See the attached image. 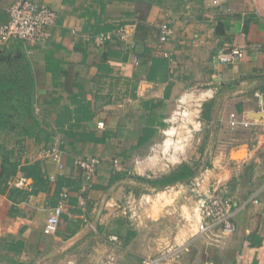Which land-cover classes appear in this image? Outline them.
I'll return each instance as SVG.
<instances>
[{
    "label": "crops",
    "instance_id": "1",
    "mask_svg": "<svg viewBox=\"0 0 264 264\" xmlns=\"http://www.w3.org/2000/svg\"><path fill=\"white\" fill-rule=\"evenodd\" d=\"M15 1L0 0V23ZM32 1L56 13L50 39L29 55L17 42L0 46V53L28 56L36 79L32 135L0 139V166L15 172L0 183V264H140L150 257L162 264H264V0ZM163 23L172 35L161 44ZM118 26L124 40L95 45L97 34ZM232 49L242 58L212 62L219 50ZM188 89L200 91L202 101L196 147L185 164L193 175L165 188L151 182L175 169L132 177ZM231 110L258 124L229 135ZM48 149L59 153L61 169L39 156ZM92 157L100 163L82 192L76 161ZM197 176L231 202L235 231L221 247L198 235L191 220L186 186ZM64 189L69 198L58 229L46 235V218ZM166 191L164 204L157 196ZM141 196L148 198L138 216L124 213Z\"/></svg>",
    "mask_w": 264,
    "mask_h": 264
},
{
    "label": "built area",
    "instance_id": "2",
    "mask_svg": "<svg viewBox=\"0 0 264 264\" xmlns=\"http://www.w3.org/2000/svg\"><path fill=\"white\" fill-rule=\"evenodd\" d=\"M219 0H211V5L218 6ZM56 21V13L46 6H39L32 0H16L7 10V20L0 23V46L7 47L15 42L19 43L25 54L29 55L34 46L44 45L51 37L50 29ZM172 35V28L163 23L159 26V41L165 43ZM118 38L124 40L126 31L124 27L118 26L111 31L101 32L94 37L96 46H102L106 42ZM243 54L238 49L229 51L219 50L212 57L213 63L230 64L240 58ZM258 123L250 121L246 117L239 115L231 110L227 113L226 129L231 135L239 129H251ZM98 127H103L102 123ZM39 156L43 159H50L57 163L59 169L63 167L59 153L56 149L41 150ZM99 159L86 158L76 161V166L81 169L83 178L82 192L88 190L96 175L99 165ZM118 159H113L112 168L117 169ZM54 180V177H50ZM186 191L189 199L192 200L190 217L195 224L198 235L207 237L211 244L221 247L224 239L233 235L235 227L231 222L232 205L214 185H205V177H195L187 186ZM69 192L62 190L60 192L57 205L50 210L44 227L43 233L46 235L56 233L59 225V219L63 209L68 201ZM147 198L141 196L135 208H125L124 213H129L132 217L138 216V209L147 204ZM116 237H110V241H116ZM140 264H162L160 258H144Z\"/></svg>",
    "mask_w": 264,
    "mask_h": 264
},
{
    "label": "rangeland",
    "instance_id": "3",
    "mask_svg": "<svg viewBox=\"0 0 264 264\" xmlns=\"http://www.w3.org/2000/svg\"><path fill=\"white\" fill-rule=\"evenodd\" d=\"M199 92L195 89H188L176 98L173 110L167 117L166 126L159 137L158 143L145 157L146 159L136 167L134 174L131 175L132 177H159L186 164L189 152L196 147L195 132L201 127L198 126L200 104L202 102L198 100L197 95ZM9 112L12 113V111ZM12 115L15 116L12 117L10 123L12 126L14 125L15 129L9 135L23 137L20 135L19 125L29 124V120L23 116L21 111H14ZM6 130L1 129L0 139L5 135L4 138L7 141L12 136L8 137ZM169 131H172V133H169ZM233 157L238 158L235 154H233ZM161 198L167 199L165 203L163 201L166 204L171 197L168 196V191H166V195L160 194V196H157V199L160 200ZM159 200L156 203L160 204Z\"/></svg>",
    "mask_w": 264,
    "mask_h": 264
},
{
    "label": "trees",
    "instance_id": "4",
    "mask_svg": "<svg viewBox=\"0 0 264 264\" xmlns=\"http://www.w3.org/2000/svg\"><path fill=\"white\" fill-rule=\"evenodd\" d=\"M36 79L28 56L21 54L16 57L7 53H0V132L7 129L8 136L15 129L10 120L15 115L14 111H21L23 116L29 120V124L19 125L20 135L31 136L35 124L33 117V104L35 103ZM9 111H12L10 113ZM5 157V156H3ZM6 158V157H5ZM14 171L3 163L0 166V183L7 182ZM193 172L186 165L161 177L151 183L165 188L175 181H183L190 178Z\"/></svg>",
    "mask_w": 264,
    "mask_h": 264
}]
</instances>
